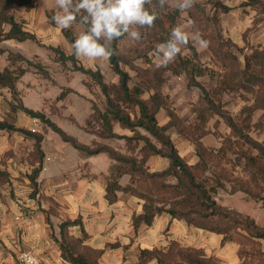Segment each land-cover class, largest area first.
<instances>
[{"label":"trees","instance_id":"1","mask_svg":"<svg viewBox=\"0 0 264 264\" xmlns=\"http://www.w3.org/2000/svg\"><path fill=\"white\" fill-rule=\"evenodd\" d=\"M38 1L0 0V43L5 40L18 42L30 40L46 48L61 65L70 63L73 71L87 77L85 86L90 89L89 83H92L104 98L102 110L90 100L91 114L85 121L83 130L96 135L91 127L95 120L97 127L102 131L101 138L122 139L127 145H132L134 149L138 147L139 150L134 152V149H131V154L128 155L94 140L90 145L80 144L45 117L43 112L33 111L22 104H18L16 108L29 117L38 119L57 133L63 141L83 154H107L114 163L109 170L110 180L106 186V198L109 202L114 201L116 190L137 198L142 203V212L133 216L135 227L142 223L150 225L157 215L166 214L172 219L184 221L187 225L220 235L222 244L229 241L238 244V255L244 259V264H264V251L261 248L264 226L233 209L221 206L215 200L217 192L221 189L225 190L226 184H231L230 193L243 192L250 198L264 203V196L253 194L250 189V184L258 187L261 185L260 187L264 188V139L254 140L249 134L253 112L257 109L264 111V49L248 44L239 46L230 37L223 38L219 32L211 36L208 33L211 22H216V15L219 12L228 13L232 8L216 0L211 8L213 12L209 14L204 8L205 4L195 0L194 6L187 11L189 19L198 23L202 37L210 41L207 50L212 66L203 63L196 49L189 43L187 45L190 50L189 55L184 57L178 55L173 63L161 69V71L171 70L174 74H183L189 86L200 90L201 100L206 108L197 111V120L193 124L194 129L200 130V135L205 134L208 112L218 117L230 129L229 136L223 138L217 148H205L198 137L190 138L188 135H183L195 151L196 161L189 164L180 156L168 134L173 128L178 130L179 121L174 111L169 108L167 96L161 90L160 72L146 71V78L136 74L141 85H130L132 77L122 67V64H128V60L118 49L119 42L126 35L113 42L115 54L107 61L112 73L117 77V82L108 83L98 69L93 70L79 64L73 52L67 54L60 46L41 43L33 33L24 29L21 21L14 18L13 10L20 7L33 8ZM239 7L260 8L264 11V0H242ZM156 11L159 18L152 28L159 29L161 34L159 40L163 43L169 39L180 10L176 7L174 10H169L166 5L163 9L157 6ZM47 17L50 19V24L54 25L50 12L47 13ZM164 20L167 21L168 28ZM76 23L82 24L80 16H77ZM5 26H8L7 31L4 29ZM83 26L86 30L87 26ZM62 34L72 45L75 37L71 29H63ZM163 34L165 36H162ZM7 60L9 67L0 71V88H7L13 98L17 95V81L30 67L36 69L41 76L49 78L45 66L35 59L28 60L18 53L8 52ZM21 64H25L26 67H22ZM12 66L14 67L11 68ZM206 76L215 81V88L212 91L207 90L198 80ZM69 92L73 90L64 89L61 97ZM228 93H238L245 102L236 116L231 115L224 108L225 102L222 101V96ZM160 109L164 110L167 118L164 124H160L156 118ZM116 123L122 129L129 130L131 135L115 133L113 127ZM0 130L16 131L33 138L36 143L35 152L40 153L39 142L42 140V134L17 128L7 120L0 121ZM178 136L181 137L179 133ZM150 155L167 159L168 166L162 170L151 171L147 165V158ZM41 157L40 153L39 160ZM226 157H229L227 161L229 165L233 160L242 163L249 170V179L228 180L223 169L219 172L211 170L213 166L217 168L221 160ZM38 171L39 168L35 169L30 176L33 187L36 185ZM125 174L129 176V183L121 187L118 180ZM261 188L260 191H264ZM34 192L35 188L32 194ZM74 225H81L79 218L65 220L59 225L58 246L61 258L69 264H97L96 258L101 255V251L85 245V236L73 237L69 233V227ZM153 259L158 264H221L215 257L206 256L203 249L184 247L175 241L170 242L163 249L142 250L141 260L137 264H144Z\"/></svg>","mask_w":264,"mask_h":264},{"label":"crops","instance_id":"2","mask_svg":"<svg viewBox=\"0 0 264 264\" xmlns=\"http://www.w3.org/2000/svg\"><path fill=\"white\" fill-rule=\"evenodd\" d=\"M38 3L30 9L20 7L13 10L14 18L21 21L24 29L33 33L41 43L60 46L67 54L72 53V45L64 38L62 30L57 28L55 22L54 25L47 22L48 12L38 8ZM222 3L232 10L236 8L227 2ZM4 29L7 31L8 26ZM234 42L245 46L240 45L239 41ZM0 49L3 50L0 53V71L9 67L8 52L18 53L28 60L35 59L44 66L48 65L44 59L51 55L46 48L30 40H5L0 43ZM54 63L60 64L57 61ZM21 66L26 67L25 64ZM67 72L62 71V79L56 80L57 85L52 92H46L50 85L41 82V75L32 67L17 81L15 98L7 88H0V121L7 120L17 128L42 134L39 142L42 157L39 160L40 153L35 152L33 138L16 131L0 130V264H17L16 256L24 250L30 251L39 264H68L60 256L59 225L65 220L77 218L81 225L69 227V233L75 238L85 236V245L101 251L103 264L121 261L122 264H137L141 260L142 250L163 249L173 241L184 247L203 249L206 256L216 255L224 259V264H244V259L238 255V244L230 241L222 244L220 235L187 225L169 215H157L150 225L142 223L135 227L133 216L142 212V203L121 190L114 192V201L109 202L106 198L109 170L114 161L105 153L85 155L63 141L54 131L56 138L47 140L50 137L48 132L40 128L49 127L16 108L22 104L33 111L43 112L45 117L80 144L90 145L95 139L110 146L107 140H96L94 135L83 130L91 114L90 92L82 83L75 87L71 80L68 82L67 75L63 74ZM66 88L73 92L61 97ZM47 102L58 109L55 112L58 120L59 115L65 117L64 125L47 116ZM67 118H72L73 124ZM166 121L167 118L160 124ZM113 131L131 135L129 130L122 129L117 123ZM46 157L50 159L46 161ZM149 157L153 160L156 158L159 164V167H150L147 162L151 171L168 166L165 158ZM43 165L44 171L41 169ZM38 168L36 185L33 187L30 176ZM128 183L129 176L126 174L118 180L121 187ZM16 197H23L25 204L19 205V199L14 201ZM53 227L57 229V234L53 233ZM261 248L264 251V240H261ZM144 264L158 263L153 259Z\"/></svg>","mask_w":264,"mask_h":264},{"label":"rangeland","instance_id":"3","mask_svg":"<svg viewBox=\"0 0 264 264\" xmlns=\"http://www.w3.org/2000/svg\"><path fill=\"white\" fill-rule=\"evenodd\" d=\"M214 1L216 0H201L200 3L205 4L204 8L208 10L209 14H211L210 8H212ZM241 1L242 0L220 1L227 2L230 5L235 6L236 8L228 13L219 12L215 17L216 22H211V24L209 25L208 33H210L211 36L212 34L214 35L215 33L219 32L223 38H227L228 36L236 42H241L240 45L248 44L253 47L264 49V11H262L260 8L250 9L247 7L241 9L238 7ZM176 2L177 0H168V9L174 10ZM38 8L44 9L46 13L50 12L52 16H54L56 12L59 11L56 5V0H41L38 3ZM191 20L189 19L187 13L185 14L184 12L180 11V14L175 19V27L184 26ZM47 22H50V19L49 21L47 20ZM164 22L166 27L168 28L169 26L167 21L164 20ZM192 22L194 23V27L186 29L189 32L190 36L194 32H199L198 23L194 20H192ZM80 26L78 23H74L73 26L69 27L75 38L80 32L85 31L84 26L81 24ZM140 32L142 34V39L139 42L131 40L127 35L119 42V52L124 56L126 60H128V64H122V67L132 77V80L130 82L131 86H134L135 84L141 85L140 81H138V79L136 78V74H140L141 77L146 78V71L160 72V78L162 80L161 90L163 94L167 96L169 108L174 111V114L179 121V131L177 130V128H173L168 131V134L174 141L181 157H183V159L187 163L192 164L196 161L195 151L193 146L188 141H186L187 138H183V135H188L190 138L198 137V140L202 141L205 148H217L220 144V141L223 140V138L229 136L230 129L224 124L223 121L219 120L218 117L212 115L210 112H208V120L204 129L205 134L200 135V130H196L193 128V124L197 120V111L206 108L205 103L201 100L200 90L196 87L189 86L187 79L183 74H174L171 72V70L161 71L163 67L156 66L154 58L150 55V53L155 50L157 44L162 43V41L159 40V37L161 35L159 29L141 28ZM162 36L165 35L163 34ZM189 43L191 46H193L191 39ZM194 48L198 52L201 61L205 64L209 63V66H212V63L209 62L210 54L208 50H198L196 47ZM189 54L190 50L187 47H183L180 55L184 57ZM44 60L48 63L45 68L48 69L47 71L49 73V78L41 76V82H44L46 86L50 85V88L47 89L46 92H52V90L55 88L54 86L57 85L56 80L60 81L62 79V71H68L67 73L63 74L67 75V81L69 82L71 80L72 84L75 87H77L80 83L85 86L84 83L87 82V77L80 72L73 71L70 63H67L65 65H56L54 63L55 60L53 54H49L48 57H46ZM78 62L86 68L91 67L93 70L98 69L102 73L106 82H117V77L112 73L107 60L98 59L93 61L86 58H81L78 59ZM45 79H47V81H44ZM198 80L202 84H204L206 89L209 91H212L215 88V81L210 80L207 76L198 78ZM89 87L90 89H88L87 87L86 88L90 92V99L95 103L99 110H102L104 98L100 95L99 90L92 83H89ZM222 101L225 102L224 108L233 116L238 115L240 109L245 105V102L242 101L238 93L224 94L222 96ZM71 105L72 103L70 104V106ZM46 109V114L48 117L51 116L52 119L60 122L63 125L66 123L63 120L65 117L62 118L58 114L60 120L56 118L55 112L57 108H54L50 104V102H47ZM156 118L159 123L165 121L166 117L164 111L161 110L156 115ZM67 121L73 124L72 118H67ZM251 122L252 128L249 133L250 136L254 140L264 139V111H261L259 109L255 110L252 114ZM91 127L96 133V135L92 134L96 137V140H107L108 144H110V147H112L113 149L128 155L131 154V149H134L132 145L124 144V141L122 139L101 138L100 134L102 131L97 127V122L95 120H93ZM87 128L88 127H86V129ZM40 129L44 130L45 133L48 132V136L50 137L47 140H54V138H56V134L51 129L45 128L43 126ZM178 133L181 135V137L178 136ZM138 150L139 148L135 147L134 152H137ZM228 158L229 157H226L221 160L217 168H215L214 166L211 167V170L219 172L221 169H223L225 177L227 176L228 180H234L235 178L248 180L249 170L245 168L242 163L236 162V160H233L229 165L227 163ZM147 162L150 167L151 165L153 167H159V164L156 162V158L153 160V158L148 157ZM250 185V189L253 194H259L260 197L264 196V191H260L261 185H259V187L254 184ZM230 189L231 184H226L225 190H219L215 195L216 202L223 207L235 210L242 216H246L255 220V222L260 226H264V203H262L261 201H256L242 192L230 193ZM259 192L262 194H260ZM22 198L23 197H16L14 201L19 199L22 204H25ZM54 232H56L57 234V229L53 227V233ZM79 250H82L81 244L79 246ZM213 256H215L221 264L226 263L224 259L217 257L216 255ZM103 262L104 261L101 255L96 258L97 264H103ZM122 263V261L119 263L113 262V264Z\"/></svg>","mask_w":264,"mask_h":264},{"label":"clouds","instance_id":"4","mask_svg":"<svg viewBox=\"0 0 264 264\" xmlns=\"http://www.w3.org/2000/svg\"><path fill=\"white\" fill-rule=\"evenodd\" d=\"M168 0H56L59 11L53 16L58 29H67L77 21L86 25L73 44V54L77 59L109 60L114 54L113 42L127 35L131 40L142 39L141 28H152L159 18L157 6L163 9ZM195 4V0H177L175 7L185 14ZM189 21L184 26L171 29L167 41L156 45L150 53L157 67H167L173 63L182 48L190 42L198 50L209 47L210 41L199 32L189 34L186 30L193 28ZM27 264H35L31 257H25Z\"/></svg>","mask_w":264,"mask_h":264},{"label":"built area","instance_id":"5","mask_svg":"<svg viewBox=\"0 0 264 264\" xmlns=\"http://www.w3.org/2000/svg\"><path fill=\"white\" fill-rule=\"evenodd\" d=\"M31 131H34V130H31ZM49 159H50L49 157H46V161H48ZM41 169H42V171H44L45 166L43 165ZM18 204L22 205L21 202H18ZM25 257H31L34 260L35 264H39L36 257L30 251H25V250L21 251L17 254V256H16L17 264H27Z\"/></svg>","mask_w":264,"mask_h":264}]
</instances>
